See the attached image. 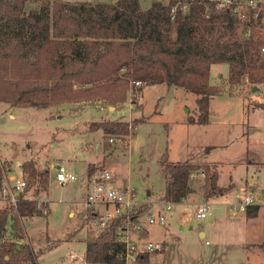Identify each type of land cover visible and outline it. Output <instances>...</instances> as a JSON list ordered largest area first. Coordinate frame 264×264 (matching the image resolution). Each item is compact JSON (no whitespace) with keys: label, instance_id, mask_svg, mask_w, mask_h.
<instances>
[{"label":"rangeland","instance_id":"obj_1","mask_svg":"<svg viewBox=\"0 0 264 264\" xmlns=\"http://www.w3.org/2000/svg\"><path fill=\"white\" fill-rule=\"evenodd\" d=\"M54 1H30L28 8H52ZM140 1L147 8L154 0ZM228 74L227 63L211 67V83L223 90L211 97L206 124L197 122L198 95L167 83L144 85L134 95L136 103L132 88L121 104L97 100L36 108L0 102V156L11 160L12 168L8 172V166H1L3 178H24L25 160H33L39 172L50 173L47 190L37 192L35 186L25 190L38 200L43 214L21 219L24 238L16 244L28 242L39 264H71L70 254L77 256L73 264L80 262L87 236L101 230L95 214L103 211L102 206L89 208L87 186L81 180L87 179L91 164L93 174L107 169L116 186L134 189L142 221L151 212L167 216L166 224L149 225L143 232L157 248L148 252L146 260L129 259L127 264H264V85L256 92L248 82L231 86ZM133 119L144 121L125 137L90 129L95 121ZM185 161L200 168L192 174L188 199L172 202L167 210L163 165ZM213 163L218 165V184L225 191L207 198L204 170L205 165L214 167ZM60 165L78 180L58 185ZM246 190L257 193L263 205L253 218L234 208ZM7 203L0 182V208ZM202 203L209 204V218L196 216ZM12 234L10 223L7 238L11 240Z\"/></svg>","mask_w":264,"mask_h":264},{"label":"trees","instance_id":"obj_2","mask_svg":"<svg viewBox=\"0 0 264 264\" xmlns=\"http://www.w3.org/2000/svg\"><path fill=\"white\" fill-rule=\"evenodd\" d=\"M0 0V102L15 107L45 108L63 103L108 101L121 104L130 88L167 83L198 95V123L209 122L211 97L222 87L211 83L215 63L229 66L228 83L264 85L263 40L248 37L228 11H217L205 0H187L189 10L172 12L179 0H154L143 8L140 0L115 2L54 1L52 8L29 9L28 2ZM184 1V0H182ZM136 82H141L136 86ZM144 119L102 120L90 124L106 136L130 135ZM205 165V197L224 193L218 184V165ZM212 165V164H211ZM1 166H8L0 160ZM7 168L11 170L9 165ZM199 164L166 162L163 199L180 203L188 197L190 179ZM94 168L88 165V174ZM28 187L47 190L49 171L39 172L33 160L22 164ZM259 206L247 208L256 217ZM37 199L22 193L17 208H0V264H39L33 247L18 246L24 237L22 218L42 215ZM11 223L13 238H7ZM119 220L109 222L86 239L84 259L96 264H127L126 246L117 238ZM145 252L137 261L147 259Z\"/></svg>","mask_w":264,"mask_h":264},{"label":"built area","instance_id":"obj_3","mask_svg":"<svg viewBox=\"0 0 264 264\" xmlns=\"http://www.w3.org/2000/svg\"><path fill=\"white\" fill-rule=\"evenodd\" d=\"M206 5L209 3L215 7L217 11L228 10L243 26L245 34L248 37L253 36L255 39L264 41V0H205ZM187 0H179L172 9L175 13L178 9L183 12L189 10ZM259 52L264 56V43L261 44ZM141 82H136V86H140ZM111 136L109 141L114 142ZM6 170V169H5ZM8 172L11 170H7ZM56 180L58 185L73 183L78 177L68 172L63 166L56 169ZM86 183V203L92 210L99 209L102 206L103 211L95 214L99 221L101 229L106 225L118 219L119 227L117 238L126 246V259L137 261V257L145 252L154 251L157 245L148 240L143 232L147 230L149 225L156 223L166 224V214L148 213L145 221L141 220V212L139 210V202L136 201L135 191L133 188L120 187L114 184L111 171L107 169L100 170L97 174L87 175L84 178ZM2 193L8 203L17 208L20 196L23 193L26 198L28 196L25 190L28 182L24 178L16 179L14 175L2 179ZM259 195L253 190H246L239 197V201L234 208L240 212H246L249 206L255 205L259 201ZM172 202H167L166 208H172ZM238 208V209H237ZM212 211L208 203L199 204L196 209L198 218H209ZM132 233L135 235L133 236ZM71 257H75L71 255Z\"/></svg>","mask_w":264,"mask_h":264},{"label":"crops","instance_id":"obj_4","mask_svg":"<svg viewBox=\"0 0 264 264\" xmlns=\"http://www.w3.org/2000/svg\"><path fill=\"white\" fill-rule=\"evenodd\" d=\"M0 160L1 161H3V159H2V157L0 156ZM5 161H7V163H8V161H11V160H5ZM26 161V160H25ZM9 164V163H8ZM23 164V163H22ZM11 166V165H10ZM12 169V168H11ZM50 174V173H49ZM88 174V173H87ZM89 175V174H88ZM192 177V176H191ZM193 179H194V177H193ZM193 179H190V186L192 187V180ZM83 182H84V178H82L81 179ZM203 185V189H204V184H202ZM204 195H205V190H204ZM188 197H189V195H188ZM188 197L187 198H185V201L188 199ZM212 198V197H211ZM47 200V199H46ZM48 201V200H47ZM183 202V201H182ZM255 205H258L259 206V211H258V214H259V212H261V210H262V204L258 201ZM73 213V211H71L70 212V215ZM75 214V213H74ZM246 216H247V213H246ZM258 216V215H257ZM248 218H253V217H249V216H247ZM210 220L211 221H213V218H210ZM148 230H149V228H147ZM147 230V231H148ZM201 234H204L205 235V232H201ZM147 239L149 238V234H148V236L146 237ZM38 254L40 255L41 254V251H39L38 252ZM84 254H85V252H84ZM84 254H83V256H81V260H80V262L79 263H76V264H96V263H88V262H86V261H84ZM71 255H74L75 257H71ZM70 257H71V259H73V263H74V260H76V258H77V256L75 255V254H70ZM39 259V258H38ZM73 263H71V264H73Z\"/></svg>","mask_w":264,"mask_h":264},{"label":"water","instance_id":"obj_5","mask_svg":"<svg viewBox=\"0 0 264 264\" xmlns=\"http://www.w3.org/2000/svg\"><path fill=\"white\" fill-rule=\"evenodd\" d=\"M253 90H254V92H256V91L258 90V87L255 86V87L253 88Z\"/></svg>","mask_w":264,"mask_h":264}]
</instances>
